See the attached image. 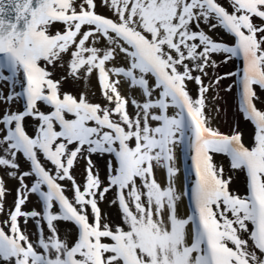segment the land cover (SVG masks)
<instances>
[{
  "label": "snow or ice",
  "instance_id": "1",
  "mask_svg": "<svg viewBox=\"0 0 264 264\" xmlns=\"http://www.w3.org/2000/svg\"><path fill=\"white\" fill-rule=\"evenodd\" d=\"M0 264H264V0H0Z\"/></svg>",
  "mask_w": 264,
  "mask_h": 264
},
{
  "label": "bare ground",
  "instance_id": "2",
  "mask_svg": "<svg viewBox=\"0 0 264 264\" xmlns=\"http://www.w3.org/2000/svg\"><path fill=\"white\" fill-rule=\"evenodd\" d=\"M101 9H98V11H100ZM218 35H220V34H218ZM227 70H233L232 69V67L230 66V65H225V66H222L220 69H219V71L221 72V73H223L224 71H227ZM231 81L229 80V79H226V80H224L222 83H223V85L224 86H226L228 83H230ZM225 100H227V97L225 96ZM227 119L228 118H226V117H224L223 115H221L219 118H218V120L216 121V124H217V126H219V127H221V129L223 130V131H227L228 130V124H227ZM102 174H103V172H102ZM9 186H11V185H9ZM12 199V197L10 196L9 197V200H11ZM101 207L102 208H105V210H107L106 209V207H105V205H101Z\"/></svg>",
  "mask_w": 264,
  "mask_h": 264
}]
</instances>
